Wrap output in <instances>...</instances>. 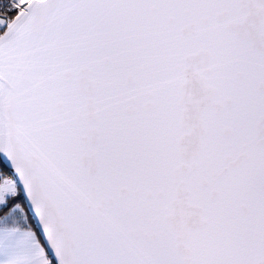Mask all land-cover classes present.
Instances as JSON below:
<instances>
[{"label": "snow or ice", "instance_id": "6c2138e0", "mask_svg": "<svg viewBox=\"0 0 264 264\" xmlns=\"http://www.w3.org/2000/svg\"><path fill=\"white\" fill-rule=\"evenodd\" d=\"M0 264H264V0H0Z\"/></svg>", "mask_w": 264, "mask_h": 264}]
</instances>
